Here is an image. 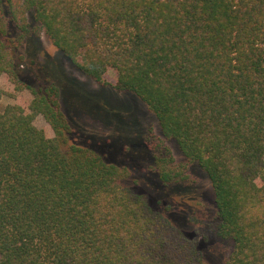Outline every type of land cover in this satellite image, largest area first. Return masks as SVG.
<instances>
[{"label": "trees", "instance_id": "trees-1", "mask_svg": "<svg viewBox=\"0 0 264 264\" xmlns=\"http://www.w3.org/2000/svg\"><path fill=\"white\" fill-rule=\"evenodd\" d=\"M41 31L93 81L137 96L207 174L233 244L226 264H264V0H0V81L28 93L32 112H0V264H207L197 238L126 184L129 167L71 143L61 75L31 60L48 84L23 81L17 52ZM143 139L152 171L191 196L171 151Z\"/></svg>", "mask_w": 264, "mask_h": 264}, {"label": "rangeland", "instance_id": "rangeland-1", "mask_svg": "<svg viewBox=\"0 0 264 264\" xmlns=\"http://www.w3.org/2000/svg\"><path fill=\"white\" fill-rule=\"evenodd\" d=\"M30 23L35 26L31 19ZM9 32L8 40H14L16 29L13 25H9ZM38 33L39 42L32 50L20 49L16 62L23 81L35 88L48 82L45 75L42 74L40 81L34 72L25 69L27 62L36 60V67L47 66L61 75V83L67 88V100L62 109L74 131L71 143L94 150L105 156L109 163L129 167L132 176L126 184L144 196L154 210L166 211L185 236L197 238L207 264H226L233 244L219 235L215 195L207 174L184 156L174 140L163 136L156 116L137 96L93 81L68 60L43 31ZM8 44L13 47L14 42ZM23 54L27 56L26 61L21 59ZM115 79L113 71L107 73L106 81L114 82ZM72 89L75 96L71 94ZM6 93L14 94L16 98ZM30 100L28 93L20 91L8 77L3 76L0 81V112L8 106L20 105L32 115ZM33 123L47 137H54L51 126L42 115L33 114ZM147 132L154 143H162L171 151L173 166L183 171V175L195 187L191 196L184 197L167 188L158 172L152 171L153 158L143 139Z\"/></svg>", "mask_w": 264, "mask_h": 264}]
</instances>
